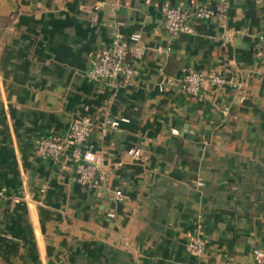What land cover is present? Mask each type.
<instances>
[{
    "label": "crops",
    "instance_id": "obj_1",
    "mask_svg": "<svg viewBox=\"0 0 264 264\" xmlns=\"http://www.w3.org/2000/svg\"><path fill=\"white\" fill-rule=\"evenodd\" d=\"M214 2L0 0V264H259L264 0H229L224 18L194 33L171 37L163 26L166 5ZM117 32L141 35L136 75L91 80ZM189 69L237 84L185 94ZM83 117L102 156L94 188L79 183L72 147L59 158L40 150ZM105 117L127 120L103 134ZM198 228L201 260L187 248Z\"/></svg>",
    "mask_w": 264,
    "mask_h": 264
},
{
    "label": "built area",
    "instance_id": "obj_2",
    "mask_svg": "<svg viewBox=\"0 0 264 264\" xmlns=\"http://www.w3.org/2000/svg\"><path fill=\"white\" fill-rule=\"evenodd\" d=\"M229 0H215L213 5L195 7L193 10L182 5L164 8L163 26L171 35L176 37L181 33H194L195 24L200 21L221 20L224 18ZM257 54L264 59V35L256 46ZM145 46L141 43V35L132 33L126 37L117 32L113 38L112 45L103 50L93 63L88 76L91 80H108L115 85L129 83L136 75L134 60L142 57ZM220 89L225 85L235 86L237 81L233 75L223 72L203 71L189 69L183 77L180 91L185 94L198 95L203 85ZM126 118L115 119L105 117L99 125L100 131L107 134L119 128ZM95 124L87 117L73 121L69 133L61 137H50L40 142V150L45 157L59 158L63 156L68 147H72L71 157L76 163L77 179L79 183L87 188L102 185V177L99 171L102 165V156L98 150L88 144V140L94 131ZM128 155L138 159L141 155L140 148L132 147L127 150ZM114 198L123 200L121 190L114 191ZM114 214L111 213L110 216ZM189 252L200 259L206 252V239L203 232L198 228L189 236L187 241ZM259 264H264V250L254 249Z\"/></svg>",
    "mask_w": 264,
    "mask_h": 264
}]
</instances>
